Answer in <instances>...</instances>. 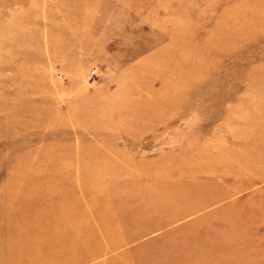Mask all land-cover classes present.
<instances>
[{
	"label": "rangeland",
	"instance_id": "rangeland-1",
	"mask_svg": "<svg viewBox=\"0 0 264 264\" xmlns=\"http://www.w3.org/2000/svg\"><path fill=\"white\" fill-rule=\"evenodd\" d=\"M0 264H264V0H0Z\"/></svg>",
	"mask_w": 264,
	"mask_h": 264
},
{
	"label": "bare ground",
	"instance_id": "bare-ground-1",
	"mask_svg": "<svg viewBox=\"0 0 264 264\" xmlns=\"http://www.w3.org/2000/svg\"><path fill=\"white\" fill-rule=\"evenodd\" d=\"M197 170V169H196Z\"/></svg>",
	"mask_w": 264,
	"mask_h": 264
}]
</instances>
